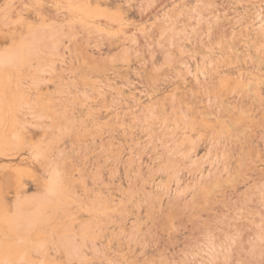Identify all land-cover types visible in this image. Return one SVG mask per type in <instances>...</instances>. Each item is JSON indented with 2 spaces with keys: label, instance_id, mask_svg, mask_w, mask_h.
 Here are the masks:
<instances>
[{
  "label": "rangeland",
  "instance_id": "rangeland-1",
  "mask_svg": "<svg viewBox=\"0 0 264 264\" xmlns=\"http://www.w3.org/2000/svg\"><path fill=\"white\" fill-rule=\"evenodd\" d=\"M82 3L83 0H0L1 16L4 12H17L18 10V12H24L25 16H27L26 14L29 15L27 20L30 25V28L21 26L16 34V39L12 42L6 41L1 44L3 49H11L19 44L21 40H26L32 34H43L46 35V38L48 36L49 39L47 38L46 40L45 38L46 46L44 45V50L42 49L40 52V55L43 58L40 59V62H42L40 64V70H42L43 73L42 71H38V74L41 76V80L44 82V84L42 83L40 85L41 90L46 92V98H44V100L42 98L41 103L48 106L45 113H48L49 111L52 114H48L50 117H54L55 119L57 118L56 121L60 117L59 120L61 121H57L60 125L58 124L57 127H54L52 129L54 132H49L50 134H42L40 129L27 128L24 130L23 139L19 142H14V137L20 132L18 128L12 127L7 130L0 128L1 135L5 137L4 142L0 143V176L3 172L7 171H12L13 173L15 171V173L17 172L19 175L21 174L20 177L25 185V189L21 195V200L26 198L28 200H35L36 196L42 192L43 187L38 188L35 185L30 176L29 166L31 163L37 164V162L42 159L46 149L48 147H52L51 149H53L54 152L52 153V166L49 165V171L54 168L62 174L65 169L64 166L69 162L68 165H72L70 171L71 175H73L72 186L75 191L78 190L76 192H78L77 194L79 195V200L77 202L70 203V207L72 209L74 208L75 210L76 207L78 209L74 217L62 216L61 209H58L59 213L56 209H48V211H50L48 212L46 210V217L41 215L40 218H37L36 222L38 224L33 227L31 226L32 229L30 228L27 233V236L34 237L30 243L32 246L29 248V258L35 261L34 264H80L83 259H85V261H82L83 263L88 261L89 264H223L225 262H227L226 264H264V211H261L260 213V210H263L264 206H261L260 204V206H257V210H259L260 207L259 212L257 211L255 216H253L255 218L252 217L250 219L252 223L247 224V221L249 223V220L244 217V208L246 205L245 201L242 200L243 196H241L242 201L238 202L239 204L235 208V211L234 209H230V211L226 209L223 210L224 213L222 212L223 215L221 214L220 217L222 219V216L225 215L223 219L227 220L224 221L222 219V221L220 217L219 219H215L213 217L208 218L206 213H202L200 218L191 219L182 225H179L176 222L178 228L169 230L168 234L163 232L158 224L153 225L149 220H147L145 217V209L141 208L138 215L139 224L136 226L130 225V221L136 218L135 213L129 215L127 220L120 221L123 232L120 234V238L114 235L115 238H111V243L108 242L107 236L115 233L116 231L118 232L119 226L114 224L106 226L104 224V210H99L98 202H95L96 199H93L94 194L99 193L98 191H100L101 195L105 196L108 201L124 197V195L117 190L118 188H122L125 192L128 191L127 181L123 177V168L129 162V152L126 150V141L129 140V134L125 126L130 123V119L123 111L131 109H128V107L125 106L123 100H125L130 93L137 97V90H139L140 87L138 85L132 87L124 86L123 84L125 79L136 81L138 78L136 73L139 72L142 79H148L156 73L165 76L166 79L169 80L165 85L159 87V90L152 96L148 98L143 97L139 100L138 106L133 108L135 113L140 112L139 106L141 108L152 107V109L155 110L159 104L168 102L173 95L179 96L184 94L185 98H191L189 91H197V86L193 76L188 75L184 73L183 70L179 69L177 62H186L190 66L191 71L200 76V71L195 69L198 67L200 60L203 57V59L206 60L213 58L212 60L214 61H217V57L218 59L221 58L218 61L224 60V62H230L231 60L233 63L231 62L232 64L228 65L231 66L230 69L237 67L236 65L241 66L243 71L247 74L245 75V78L255 72L259 74L260 82L258 85V95H245L241 100H234L232 97L224 100V105L229 109L233 106L236 107L233 109V113H230V118H227V116L225 117V120L227 121L225 126L222 127V129L218 128V130H222L223 135L221 134L222 137L219 138V140L225 142V144H227L228 138L239 139L241 146L244 147V150L251 152V154H253L252 159H255L253 162H251V159L249 158H246V160L244 159L243 161L248 164H252L255 170L262 171L264 174V130L260 127L257 129V132L252 133V130L248 127L254 123H264V120H262L264 119V50L262 48H247L241 42L242 39H245V35H248L249 38L254 37V31L252 30V26L250 24H255L254 16L257 13H260L264 17V0H99V3L93 2L90 3L89 6L81 8L82 10H86V12H90V17L88 19L93 21L87 20V22L92 24H97L95 19L101 20V18H103L101 21H104L105 15L108 14L121 17L122 23L127 27L126 36L128 37V40L124 39L123 35L117 32L116 29L102 27L104 29L100 32L91 29L93 32L90 30L89 33L88 31H85V29L82 30L80 23L76 19L72 17H68L66 19L64 18L66 12H77L78 7H80ZM203 3H205V5ZM202 6L207 8L204 9ZM208 6H211V8ZM37 9L40 12H47L44 19L34 17L33 13L38 12ZM207 9L211 12L213 9L210 20L212 24L214 23L212 26L214 27L213 30L215 29V32L213 33V37L210 35L209 37L211 38L208 37L207 40H203L204 42H209L208 47H203L199 43L194 44L192 40L188 38L192 26H190L189 23H185L188 25L183 26V24L178 23L176 20H178L177 18H186L187 14L193 11L207 12ZM99 14H101V16ZM213 14L214 16H219L214 17ZM215 23H217L216 25H218L220 29H217L218 26L215 27ZM218 23H222L221 27ZM159 27L161 29H157ZM163 28L165 29L163 30ZM221 31L226 34H223ZM178 33H180L183 38V51L182 48L178 47L176 42ZM224 35H226V38ZM219 36L223 37L221 38L224 39L222 40L223 44L220 42L221 40H219ZM92 37L94 40H92ZM214 37L218 39H215L214 41ZM56 38L58 41L55 40ZM146 38L148 41H146ZM261 39V42L264 44V35ZM96 40L102 44L100 43L99 45V43H97L99 46L96 47ZM134 40H136V42ZM46 41H49V43L51 42V45H49L48 42L46 43ZM85 41L87 43H85ZM56 43L58 44L56 45ZM88 43L91 44L89 45ZM229 43L233 46H229ZM221 46L225 47L223 48ZM230 47L232 50L229 49ZM209 48L210 50H208ZM215 48L222 50H215ZM59 51L60 55L58 53ZM207 52L209 54H207ZM212 53L214 57L211 56ZM32 63H35V61L32 60ZM256 63L258 64V67H255ZM54 64H56V66ZM110 67L117 69L121 74L120 77H113L109 69ZM95 69L97 71H95ZM99 69L104 71V74L103 72H99ZM56 72L60 73V75L55 74ZM175 72L179 73V75L177 76ZM232 75H235V70H233ZM30 80V76L28 75L23 78V81L29 85ZM106 82H108L111 87H119L121 89L122 93L119 101L120 104L111 103L113 95L111 88V93H109L107 91L109 88L106 86L103 89L99 87L100 85H104ZM92 84L95 88L92 87ZM100 89L101 93H106L104 100L101 96L96 97L97 90ZM76 97L78 100L77 102L75 101ZM61 100L75 101V111L70 112V107H67V112L69 113L68 116L75 112L72 116H70L69 120L66 121L68 124H66L64 118L61 119L63 114L59 110L65 108L64 105H59V102H62ZM78 102L79 104L76 105ZM67 104L70 106V103L66 102V105ZM89 109L91 111H89ZM53 110H55L54 114L52 112ZM56 112L57 114L60 112V114H58L59 117ZM85 112L89 113L85 114ZM90 113L92 115H90ZM239 116H241L242 122L240 119L238 120V118H240ZM121 122L124 124L121 125ZM64 126H67L68 128H66L68 130L61 129L65 128ZM81 126H84L85 128L87 127L86 129L88 132H85V141L83 139L84 142H80L81 144L79 143L81 146L79 144L70 145L67 135L73 129L80 128ZM64 131H66V133ZM98 132L102 133V135L97 138L96 134ZM129 133L134 138V141L138 143L139 148L132 154L133 167L136 169L138 167L137 164L139 163L142 175L147 176L151 167L155 166V163H150L149 149L146 147V143L143 140L144 136L137 129H132ZM92 134L94 135L91 136ZM94 137L97 139L95 138V140H93ZM23 141L24 143H22ZM102 144L103 146H101ZM112 149H119L121 151L120 155L116 159L109 158V150ZM205 150L206 145L202 144V147L198 150V155H202ZM2 166H8V168L2 169ZM9 166L11 167L10 169ZM45 174L49 177L50 173ZM1 177L0 196H3V201H6L7 211L9 215H11L15 212L13 206L14 190L13 187L9 186L8 179L3 176ZM161 177L162 176L159 178ZM182 180L184 184L188 183V185H183L180 192L181 199L184 198V191L186 189H188L186 190L188 192H186L185 198H189L193 193L192 191H194L191 178L189 175L184 174ZM263 183L264 180L259 181L257 183L258 187L255 188L257 186L256 185L254 187L255 189L252 188L254 191L252 190L251 193L253 192L254 194L256 191H260ZM146 186V191L151 190L154 192L152 187L149 188V185ZM244 189H242V191ZM52 213L54 217H57L54 218ZM210 214L213 216V211ZM230 214L236 217H232ZM228 215L231 217L228 218ZM116 217L117 214L114 215V218ZM205 220L210 222L207 223ZM226 221L228 223L231 222L232 226L233 223L237 221H240L241 223L243 222V225L239 222L236 224L241 226L237 225L239 226L238 228H235L234 226V228H232L230 224L229 229L226 230L228 231L226 235V232H219V228L222 229L227 226ZM52 224L56 226L54 227ZM248 225L250 226V229L256 225L254 229H251L253 231H251L253 234H251L252 237L250 232H247L249 229ZM243 227H246L245 229L247 230H244ZM99 228L104 230V232H102L103 234L101 233L102 235H97L96 233ZM230 228H232L234 232L230 230ZM214 229H217L218 231L216 230V232ZM238 230L240 231L239 234L241 231H243L244 235H246V232L249 233L248 237L250 236L251 239L250 237H245V242L244 235L241 233L240 238H242V244H239L241 243V239L239 238V235H237L238 233H236ZM254 230L256 232H254ZM53 233L55 239L53 238ZM94 233L96 234L94 235ZM219 233L223 235H220ZM231 233L236 234L231 235ZM68 235L74 249H67L64 245V241ZM124 235L127 236L125 237ZM169 236L173 237V242L172 240H169L170 243L167 242ZM94 238L96 239V242ZM91 239H93L94 242ZM137 240L145 243V248L143 250H141V246L139 245L135 247H128L124 244L121 246L117 245V242L125 243L128 241L131 244ZM244 242L246 244H244ZM106 243H108L109 246H107ZM237 244L243 246L244 251L237 248L239 247ZM219 248L220 250H217ZM231 249L232 252H230ZM238 250H240V256ZM92 252L96 253L93 254ZM242 252L245 253L243 254ZM92 255L95 258H93ZM105 256L107 257L105 259L107 261L102 260ZM48 257L49 262L47 263L46 259ZM90 257H92L91 261H89ZM240 257H242L241 260ZM80 259L82 260L80 261ZM108 259L109 261L111 260V263ZM23 264L28 263L23 262Z\"/></svg>",
  "mask_w": 264,
  "mask_h": 264
},
{
  "label": "bare ground",
  "instance_id": "bare-ground-1",
  "mask_svg": "<svg viewBox=\"0 0 264 264\" xmlns=\"http://www.w3.org/2000/svg\"><path fill=\"white\" fill-rule=\"evenodd\" d=\"M93 2L99 3V0H83V3L81 4L80 7H78L77 12H66L64 18L66 19L68 17H72V18L76 19L80 23L82 30L85 29V31H88V32L91 29H94L95 31L97 30V32H100L101 30L104 29L102 27H109L111 29H116L117 32H119L123 35L124 39H127L128 38L126 36L127 35V33H126L127 27L122 23V18L119 16H112V15L108 14V15H105L104 21H101L103 19L101 17H99V18H101V20L95 19L97 21V24H92V23L87 22V20L93 21V20L88 19L90 17V12H86V10H82L81 8L87 7V6H89L90 3H93ZM203 4L205 5V3H203ZM210 5H211V3H210ZM214 7H215V5H214ZM203 8L205 9L207 7H203ZM209 8H211V6ZM16 10H17V8H16ZM40 10H41V8H40ZM37 11H38V9H37ZM208 11H210V10L207 9V12H199V11L194 12L193 11V12L187 14L186 18L182 17L181 19L177 18L178 20H176L178 23L183 24V26L186 25L185 23H189L190 26H192V29H190L191 32H190V35L188 36V38H190L194 44L199 43L203 47L204 46L208 47V43H209V42L208 43L204 42L203 40H205V39L207 40L210 35H212L211 37H213V33L215 32L214 31L215 29L213 30L214 27L212 26L214 23L212 24L211 20H210L211 14L213 13V9H212V12L211 11L208 12ZM56 13H58V12H56ZM214 14H213V16H214ZM26 15L27 16H25L24 12H21V11L18 12V10H17V12H4V14L2 16L0 15V128L6 129V130L10 129L12 127L18 128L20 130V132L18 135H16L14 137V142H19L23 139L24 130H26L27 128L40 129L42 134H48L49 132L51 133L53 131L52 129L54 127H57L59 124V123H57V121H60L59 120L60 117L58 116V114H60V112H61L63 114V117L61 119L64 118V121L66 122L67 120H69L70 116H72L73 113H75V112H73V113H71L70 116H68L69 113L67 112V107L68 108L70 107L69 108V109H71L70 112L75 111L74 103H75V101L76 102L78 101L77 97L75 98L76 99L75 101H73V100H71V101L61 100L62 102L61 103L59 102V105L60 104L62 106L64 105L65 108L59 110L60 112L58 114L56 112L57 116L59 117L57 121H56L57 118L55 119L54 117H50L48 115L50 113L49 111H48V113H45L48 106L46 104H42L41 99L43 98V100H44V98H46V95H45L46 92H43L41 90L40 85L42 83L44 84V82L41 80V76H40V74H38V71H40V72L42 71V70H40L41 69L40 64L42 63V62H40V59L42 58V56L40 55V52L42 51V49L44 50L43 46L45 45V38H46L45 36L46 35L32 34L26 40H23V41L21 40L19 42V44L12 47L11 49H3V47H1L2 43L6 42V41L12 42L14 39H16V34L18 33V29L21 26L22 27L25 26V27L30 28L29 22L27 20V17L29 15L28 14H26ZM33 15L35 18L44 19L45 16L47 15V12L38 11V12H34ZM99 15L101 16V14H99ZM217 16H219V15H217ZM254 20H255V24H250L252 26V30L254 31V37L249 38L248 35H245V39H242L241 42L247 48H249V47L251 49L252 48H254V49L262 48L264 50V48H263L264 44L261 42L262 41L261 38L264 35V17L260 13H257L254 16ZM216 21L219 22L218 20H216ZM216 24L217 23H215V27L218 26ZM154 25H156V24H154ZM219 25L221 27L222 23ZM190 26H188V27H190ZM224 26H225V24H224ZM218 28H219V26L217 27V29ZM157 29H161V28L159 27ZM164 29L165 28H163V30ZM223 29H224V27H223ZM218 31H220V30H218ZM221 32L223 34H226L223 31H221ZM175 33H177V32H175ZM216 33H218V32L216 31ZM50 35H52V34H50ZM50 35H49V37H50ZM218 35H219V33H218ZM73 36H74V34H73ZM215 36H216V34H215ZM225 36L226 35H224V37ZM211 37H209V38H211ZM47 38H48V36H47ZM47 38H46V40H47ZM221 38H223V37H220L219 40H221L220 42L222 43V40H224V39H221ZM95 39H97V38H95ZM176 39L175 40L177 42L178 47L182 48V51H183V47H182L183 38L180 35V33L177 34ZM215 39H218V38L214 37V41H215ZM55 40L58 41L57 38ZM79 40H81V39H79ZM92 40H94L93 37H92ZM92 40H91V42H92ZM97 40L95 41L96 47L99 46L101 43V42H97ZM70 41H71V39H70ZM134 41L136 42V40H134ZM144 41H145V39H144ZM146 41H148V39ZM47 42L49 45H51L50 44L51 42L49 43V41H46V43ZM53 42H54V40H53ZM211 42H213V41H211ZM85 43H87V42L85 41ZM97 43H99V45ZM143 43H145V42H143ZM217 43H216V45H217ZM57 44L58 43H56V45ZM229 44H230L229 46L232 45L231 43H229ZM202 46H200V47H202ZM211 46H212V44H211ZM211 46H210V48H211ZM56 47H58V46H56ZM221 47H223V46H221ZM210 48L208 50H210ZM229 49L232 50L231 47ZM215 50H222V49H216L215 48ZM263 50H262V52H263ZM177 51H178V49H177ZM208 52H207V54H209ZM58 53L60 55V51ZM180 53H182V52H180ZM56 55H57V53H56ZM211 56H213V53L211 54ZM203 58L200 60L198 67H196V69H195V70L200 71V74H201L200 76L198 74L192 72L190 66L186 62H182V61L177 62L179 69L183 70L184 73L193 76V79H194L195 84L197 86V91H189L191 98L190 99L185 98L184 94L179 95V96L173 95L168 100V102H165L163 104L162 103L159 104V106L155 110H153L152 107L141 108L139 106L140 112L135 113L133 108L138 106L139 100H141L143 97L148 98V97L152 96L154 93H156L159 90V87L165 85L169 80H167L165 76H163L161 74H156V73L153 74L148 79H142L139 72L136 73V75L138 77L136 81L130 80V79H125V82L123 84L124 86L132 87V86L138 85L140 87V89L137 90V95H138L137 97L133 96V94L130 93V95H128V97H126L125 100H123L125 103V106H127L128 109H131V110H124L123 111L124 114L129 116V119H130V121H129L130 123L127 126H125L128 134H129V136H128L129 140L126 141V144H127L126 150L129 152V162L123 168V177L127 181L128 191L125 192L122 190V188H118L117 190L120 191L124 195V197L118 198L117 200L111 199L110 201H108V199L105 196H102L100 191H98L99 193H95L93 196L94 197L93 199H96L95 202H98V204H99L98 209L101 211L104 210V212H103V214L105 213L104 224L106 226L113 225V224L116 226H119L118 232L116 231L115 233L107 236L108 242H110L111 238L114 237V235L119 237L120 234H122L123 231H122V226L120 225V221L127 220L129 215L135 213V217H136L134 220L130 221L131 226H136L139 224L138 223L139 222L138 215H139V210L141 208L145 209V217L147 220H149L153 225L158 224L160 226L161 230L163 232H166V234H168L169 230L178 228V226L176 225V222L179 225H182L186 221H190L191 219L200 218L202 213H206L208 218L213 217L215 219L216 218L219 219V217L221 216L224 209L229 210V211H230V209L231 210L234 209V211H235L236 210L235 208L239 204L238 202L242 201V200L245 201V205H246V207L244 208L245 209V211H244L245 216L244 217L247 220H249V223L246 220L247 224H250V223H252L250 221V219L253 216H255L257 211L259 212V210H260V207H259V210H257V206L259 204L261 206H264V183L262 184V186H261L262 189L260 191H258V192L256 191L257 193L255 192L254 194H253V192L251 193V191L253 189L258 187L257 183L259 181L264 180V174L262 173V171L255 170V168H253L252 164H248L245 161H243L244 159L246 160V158L251 159V162L255 161V159H252L253 154H251V152H247L244 150V147L241 146L239 139L228 138L227 144H225V142H222L221 140H219V138L222 137L221 136L222 130H218V128L222 129V127L225 126V123L227 122L225 120V117L227 116V118H228L230 116V113H233V109L236 107V106H233L231 109H229L227 106L224 105V100L226 98H230V97L234 98V100H236V99L241 100L245 95L246 96L249 94L258 95V93H257L258 92V85L260 82L259 74L257 72H255L254 74H251L250 76H247L245 78V75H247V74L243 71L241 66H238V65H236L237 67L232 66L233 68L230 69L231 66H228V65L233 63L231 60H230V62H228V61L224 62L223 59H222L223 61H218L221 59V58L218 59V57H217V61L212 60L213 59L212 57H210L212 59H208V60L203 59ZM32 60H34L35 63H32ZM51 61H52V59H51ZM225 61H226V59H225ZM48 63H49V61H48ZM54 65L56 66V64H54ZM259 65H260V63H259ZM255 67H258L257 63L255 64ZM89 68H90V66H89ZM107 69H105V70H107ZM109 69H110L111 75H113V77H120L121 74L117 69H114L112 67H110ZM233 70H235V75H232ZM95 71H97V70L95 69ZM99 72H101V73L103 72V74H104V71H102L101 69H99ZM42 73H43V71H42ZM55 74L60 75V73H58V72H56ZM175 74L177 76L179 75V73H177V72H175ZM27 75L30 76V79H31L30 85L23 81V78ZM41 75H43V74H41ZM57 79H58V77H57ZM31 84H32V86H31ZM105 86L107 88H109L107 90L109 93H111V90L113 91L112 92L113 95L111 94L112 95L111 103L112 104L113 103L120 104L119 101H120V96L122 93L121 89L119 87H113V86L111 87V85L108 82H106L104 85H100L99 87L101 89H103V88H105ZM92 87H94V85ZM110 88H111V90H110ZM101 89L97 90V94H96L97 96L96 97L101 96V97H103V100H104L106 93H104V92L101 93ZM72 97H73V95H72ZM89 100H90V98H89ZM91 100H93V99H91ZM83 101H85V100H83ZM46 102H48V101H46ZM51 102H52V100H51ZM66 102L70 103L69 104L70 106H68V104L66 105ZM78 104H79V102L76 103V105H78ZM55 110L52 111L53 114H54ZM89 111H91V110L89 109ZM87 113H89V112H85V114H87ZM91 113H90V115H92ZM50 115H52V114L50 113ZM239 117L240 118H238V120L239 119L241 120L242 119L241 116H239ZM262 120H264V119H262ZM241 122H242V120H241ZM66 124H68V123L66 122ZM123 124L124 123L121 122V125H123ZM69 125H68V127H69ZM61 127H63V126H61ZM64 127L65 128H61V129H67L68 128L67 126H64ZM248 127L252 130V133H254V132H257V129H259L260 127H261V129L264 130V123L263 122H261L260 124L254 123L252 125H249ZM86 128L84 126H81L80 128H75L67 135L70 145L79 144L80 142L82 143L85 141L84 136H85V132L87 131ZM132 129H134V130L137 129L140 133L143 134V136H144L143 140L146 143V147L149 149L150 163H153V164L155 163V166L151 167L147 176L142 175L139 163L137 164L138 167L136 169L133 167L132 154L134 151L138 150L139 148H138V143L136 141H134V138L129 133ZM66 131H64V132L66 133ZM32 133H36V132H32ZM93 135L94 134H92L91 136H93ZM96 135L98 138L102 135V133L98 132ZM95 138L96 137H94L93 140H95ZM4 139H5V137L3 135H1V133H0V143H3ZM83 139H84V141H83ZM58 140H60V139H58ZM22 143H24V141ZM202 144L206 145V150L202 155L199 156L198 150L202 147ZM101 146H103V144ZM232 147H233V151H232ZM51 148L48 147L46 149L42 159L40 161H38L37 164L31 163L29 166L30 167V176H31L33 182L35 183V185L38 188L43 187L42 192L36 196L35 200H28L27 198L21 200V195L25 189V185H24V183L20 177L21 174L19 175L17 172H16L17 173L16 174L15 171H14V173L12 171L11 172L7 171V172H3L1 175L3 177L7 178L9 186L13 187V190H14V194H13L14 195V201H13L14 205L13 206H14V210H15L14 213L9 215V213L7 211V203H6V201H3V196H0V263L1 264H23V262H27L28 264H34L35 263V261L31 260L29 258L30 256L28 255V253L30 252L29 248H30V246H32V244H30V243L32 241V238H34V237L27 236V233H28V230L30 228L32 229V227L34 225L38 224L36 222L37 218H40L41 215L45 216L46 210L48 211V209H56L58 212V209H61L62 210L61 215L64 217H66V216L67 217H74L78 211L77 207L75 208V210H74V208L72 209L70 207V203L77 202L79 200V195L77 194L78 192H76L78 190L75 191L73 189V186H72V181H73L72 176L73 175H71V173H70L72 165H68V163H69L68 162L64 166L65 169H64L62 174L59 173L54 168L51 171H49V165L52 166V164H51L52 153L54 152L53 149H51ZM120 153H121V151L119 149L109 150V155H110L109 158L116 159L120 155ZM54 155H55V153H54ZM5 156H6V154H5ZM64 164H65V161H64ZM83 164H84V162H83ZM73 166H74V164H73ZM4 168H8V166H4L2 169H4ZM10 168L11 167L9 166V169ZM81 170H82V168H81ZM81 172H83V171H81ZM45 173H47V174L50 173L49 177L46 176ZM79 174H78V176H79ZM184 174H187L190 176L192 184L194 186V191L191 190L193 193L191 192L192 194L190 195L189 198L188 197L185 198L186 192H188V191H186L188 189H186L184 191L185 196L183 199H181L180 192L183 188V185H185V186L188 185V183H186V184L183 183L182 177ZM160 176H162V177L159 178ZM80 177H79V180H80ZM27 178H29V177H27ZM146 185H149V188L152 187L154 189V192L151 190L146 191V188H147ZM244 187H245V189H244ZM188 188H189V186H188ZM242 189H244V190L242 191ZM87 193H88V191H87ZM249 193H251V194H249ZM241 196H243L242 197L243 199L241 198ZM212 211L214 213L213 216H211V214H210ZM261 211H264V209L260 210V213H261ZM219 213H220V215H219ZM115 214H117L116 218H114ZM230 215L232 217H236L232 214H230ZM52 216H53V213H52ZM62 216H60V217H62ZM55 217H57V216H55ZM223 217H225V215L222 216V219H223ZM230 217L228 215V218H230ZM58 218H59V216H58ZM253 218H255V217H253ZM220 219H221V217H220ZM259 219H260V217H259ZM65 220H66V218H65ZM68 220L70 221L69 218H68ZM225 220H227V219H225ZM243 221H244V219H243ZM253 221H254V219H253ZM262 221H263V219H262ZM205 222H207V220H205ZM208 222H210V221H208ZM239 222L240 221L234 222L233 226L235 228L236 227L238 228L241 225L236 224V223H239ZM259 222H260V220H259ZM214 223H216V222H214ZM217 223H219V222H217ZM221 223H223V222H221ZM230 224L232 226L231 222L230 223L227 222V226L225 227L226 229L225 228H222V229L219 228V232H226V235H227L228 231H226V230L229 229ZM240 224L243 225V222L242 223L240 222ZM52 225H54V224H52ZM99 225H98V227H99ZM237 225H239V226H237ZM55 226L56 225H54V227ZM215 226H212V227H215ZM233 226H232V228H234ZM254 227L251 229H254ZM232 228H230V230H232ZM243 228H244V230H247V229H245L246 227H243ZM248 228H249L248 229L249 231L247 230V232H250V235H251L253 231L250 229V226ZM135 229H136V227H135ZM138 229H139V227H138ZM258 229H260V228H258ZM36 230H37V228H36ZM102 230H103L102 228H99L98 232H96L97 230L95 232L97 233V235H99L102 232H104V230L103 231ZM211 230H212V228H211ZM211 230H210V232H211ZM214 230H213V232L215 233V231L217 229L215 231ZM52 231H53V229H52ZM232 231H230V232H232ZM230 232H229V234H230ZM239 232L240 231L238 230V232H236V233H238L237 235H239V238H240L241 237L240 234L242 233L244 235V233H243V231H241V233L239 234ZM247 232H246L247 236L244 235V238L250 237V236L248 237L249 233H247ZM254 232H256V231L254 230ZM30 233H32V232H30ZM96 233H94V235ZM260 233H263V232H260ZM233 234L231 233V235H233ZM220 235H223V234H220ZM224 235H225V233H224ZM252 235H251V237H252ZM99 237H101V236H99ZM118 237H116V238H118ZM251 237H250V239H251ZM53 238H54V233H53ZM69 238L70 237L68 235L66 240L64 241V245L67 249H72L73 244L70 242ZM246 238L244 239L245 242H246ZM172 239H173V237L169 236L167 242H169V240H172ZM240 239H241L240 240L241 243H239V244H242V238H240ZM91 240H93V239H91ZM94 240L96 242L95 238H94ZM94 240H93V242H94ZM172 242H173V240H172ZM245 242H244V244H246ZM54 243H55V241H54ZM106 244H107V246H109L108 243H106ZM122 244H124L128 247H135V246L139 245V246H141V250H143L145 248V243H142V241H138V240L134 241L131 244L128 241H126L125 243L117 242L118 246H121ZM214 244H216V243H214ZM239 244H237V246ZM95 245H96V243H95ZM164 245H168V244H164ZM257 245H258V243H257ZM57 246H56V248H57ZM93 247H95V246H93ZM245 247H248V246H245ZM52 248H53V246H52ZM237 248L243 250V246H241V245H239V247H237ZM248 249H250V248H248ZM217 250H220V248ZM230 252H232V249L230 250ZM76 253H78V252H76ZM95 253H93V254H95ZM238 253L240 256V250H238ZM242 253L244 254L245 252H242ZM236 255H238V254H236ZM92 257H93V255H92ZM92 257H90L89 261H91ZM93 258H95V257H93ZM106 258L107 257L105 256V258L103 257L102 260L107 261V260H105ZM241 258L242 257H240V260H241ZM48 259H49V257L46 259L47 263L49 262ZM109 259H108V261H109ZM216 259H217V257H216ZM243 259H245V258H243ZM243 259H242V261H243ZM81 260L82 259H80V261ZM83 260L85 261V259H83ZM82 261L80 262V264H87V263L89 264L88 261L85 263H83ZM263 261H264V259H263ZM213 262H214V260H213ZM98 263H99V261H98ZM226 263L227 262H225L223 264H226ZM199 264H203V263H199Z\"/></svg>",
  "mask_w": 264,
  "mask_h": 264
}]
</instances>
